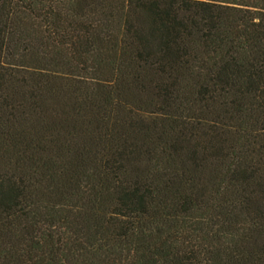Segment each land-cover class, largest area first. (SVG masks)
I'll list each match as a JSON object with an SVG mask.
<instances>
[{
    "label": "trees",
    "instance_id": "obj_1",
    "mask_svg": "<svg viewBox=\"0 0 264 264\" xmlns=\"http://www.w3.org/2000/svg\"><path fill=\"white\" fill-rule=\"evenodd\" d=\"M0 264H264V0H0Z\"/></svg>",
    "mask_w": 264,
    "mask_h": 264
}]
</instances>
